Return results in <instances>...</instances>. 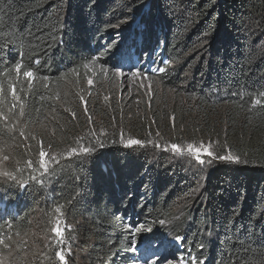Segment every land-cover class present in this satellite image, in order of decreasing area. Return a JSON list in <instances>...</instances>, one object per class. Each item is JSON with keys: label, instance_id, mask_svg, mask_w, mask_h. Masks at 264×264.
Returning <instances> with one entry per match:
<instances>
[{"label": "trees", "instance_id": "16d2710c", "mask_svg": "<svg viewBox=\"0 0 264 264\" xmlns=\"http://www.w3.org/2000/svg\"><path fill=\"white\" fill-rule=\"evenodd\" d=\"M118 71L160 90L121 99ZM189 143L240 162L192 164ZM0 149V259L148 264L158 239L187 264H264V0H0ZM56 219L64 242L42 245Z\"/></svg>", "mask_w": 264, "mask_h": 264}, {"label": "rangeland", "instance_id": "374dc122", "mask_svg": "<svg viewBox=\"0 0 264 264\" xmlns=\"http://www.w3.org/2000/svg\"><path fill=\"white\" fill-rule=\"evenodd\" d=\"M119 39L121 38L115 39V42L116 43L119 42ZM148 73L155 74L157 72L153 67H149ZM114 75L115 76L111 78V81L115 86V90L119 91V97L121 99H126L127 101L131 100L134 103H140L146 100H151L154 99L155 92L160 90L158 87L159 86L158 82H152L151 79L144 77V75H140L138 73L132 75L127 72L118 71V72H114ZM1 152L2 150L0 149V154H2ZM170 153L174 154L173 150H170ZM180 156H182L181 158H184L186 160H191L190 162L192 164L195 165L200 164L198 161L194 159L193 156H190L188 153ZM4 165L5 163H3L0 160V174H2L3 172V168L1 169V167H3ZM200 165L202 167L204 166V164H200ZM67 221L70 223L69 225L70 229L72 228V225L77 226L75 220L68 219ZM45 229L47 230L45 231V233L44 232L38 233V231H35V236H37L38 240L40 238L41 240L40 242L42 243V245L43 244L49 245L54 241V239L51 238L53 236V233L51 232V228L48 230V227L47 228L45 227ZM165 242H166L165 240L161 241L157 239L156 242H154L151 245L150 244L148 245L150 247L152 246L154 247L153 251L150 250L152 255L150 256L149 262L155 260L156 264H164V260H168L171 261V264H187L186 260L182 258L183 256L180 255L179 252L177 251L175 247V242L171 240L169 242L166 243ZM47 249L51 250V247L47 246ZM12 253L14 254V252ZM12 253L11 254L8 253L7 256H5L4 258L2 257L0 259V264H12V262H10L13 255ZM63 255H65L66 260H68L71 263L74 261L75 264H81L82 262L80 252L79 250L78 251L75 250V248H70L66 250L65 253H63ZM157 257H159V259H157Z\"/></svg>", "mask_w": 264, "mask_h": 264}, {"label": "snow or ice", "instance_id": "6c2138e0", "mask_svg": "<svg viewBox=\"0 0 264 264\" xmlns=\"http://www.w3.org/2000/svg\"><path fill=\"white\" fill-rule=\"evenodd\" d=\"M85 67H87V65H85ZM21 69H22V65L21 64H16L14 71L16 73H20ZM157 71L163 72L164 69L160 68V69H157ZM23 75L25 77H27L28 79H32L34 77V74L31 71H24ZM88 83L92 84L93 82H92V80H89ZM10 87L12 88V95H13L14 99L15 100H19L20 98L18 96H16L15 86L12 85ZM256 104H260V100L259 99L256 100ZM19 115H21V116L24 115L22 106H21V110H20ZM21 135H23V133H21ZM134 145H141L142 146L143 142L140 141V140L129 139L126 142L125 147H131V146H134ZM101 147H103L102 143H101ZM212 147H213V145L211 143H209V144L201 143L199 145V147H197L196 145H194L192 143H189L187 145V153L190 156H193L194 159L196 161H198L200 164H204L206 162L205 159L203 158L205 155L208 156L211 160L219 159V160L234 161L236 163L240 162L239 161V157H233L230 153H228L226 155H219V154H217V153H215L213 151H210L209 149H211ZM171 149L174 152H176L177 154H182V150H181V148L178 145H171ZM164 150L167 151L168 149L165 148ZM92 151H93V149L90 148V147H81L80 149L73 148L71 150L72 153H75L77 155H79L81 153L84 154V155H89V154H91ZM46 155L47 154L43 151V149H41V151H40L41 160H40L39 163L44 168L45 172L47 171V161L44 159V157ZM5 158L7 159V157H5ZM49 159L55 160V157L52 156V157H49ZM32 163H33L32 161H28L29 167L32 166ZM57 211H59V209H57ZM61 223H62V221H60L59 219H56L55 222L52 224L51 232L53 233V236L51 238L54 239V240H59L60 243H63L64 242V240H63V229L61 228ZM176 239L180 240L181 238L177 237ZM0 244H4V240L3 239H0ZM56 256L61 261H63L65 259L64 255L62 254V251L58 250L56 252ZM157 259H159V257H157ZM151 264H156V261L153 260L151 262ZM164 264H171V261L164 260Z\"/></svg>", "mask_w": 264, "mask_h": 264}]
</instances>
